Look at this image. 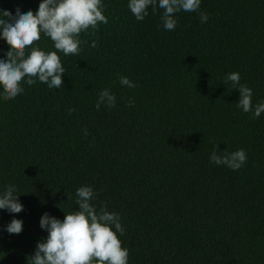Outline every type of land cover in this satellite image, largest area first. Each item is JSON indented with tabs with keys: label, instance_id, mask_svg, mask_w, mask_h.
Masks as SVG:
<instances>
[{
	"label": "trees",
	"instance_id": "obj_1",
	"mask_svg": "<svg viewBox=\"0 0 264 264\" xmlns=\"http://www.w3.org/2000/svg\"><path fill=\"white\" fill-rule=\"evenodd\" d=\"M38 3L0 0V9L35 13ZM102 3L107 23L79 34L77 55L57 52L60 89L21 81L23 93L0 99V189L15 185L23 205L0 210V264H26L47 235L40 216L77 210L81 185L97 209L119 214L127 264H264V112H242L223 83L238 72L252 102L264 100V0H201L207 21L181 11L172 31L159 10L136 21L127 0ZM33 43L56 51L42 34ZM7 50L0 39V57ZM102 88L116 103L97 111ZM214 145L244 149L245 163H210ZM13 217L19 234L3 231Z\"/></svg>",
	"mask_w": 264,
	"mask_h": 264
},
{
	"label": "clouds",
	"instance_id": "obj_2",
	"mask_svg": "<svg viewBox=\"0 0 264 264\" xmlns=\"http://www.w3.org/2000/svg\"><path fill=\"white\" fill-rule=\"evenodd\" d=\"M201 0H127V9L136 21H143L149 14L159 10L160 25L166 31H172L177 24L176 14L195 12L200 23H205L208 14L200 10ZM102 0H39L35 13L31 9L13 12L0 9V39L8 50L0 57V99H13L24 92L21 84L31 86L37 81L46 84L49 89H60L62 66L57 52L64 56L77 55L82 41L79 34L89 28L95 32L98 24L107 23L103 15ZM41 34L52 42L56 51H45L33 42ZM90 47H96L93 40ZM223 83L238 91L235 106L242 112H251L253 119L264 112V100L252 102V89L240 83L238 72H229ZM122 87L132 88L134 82L127 76H119ZM115 95L108 88H102L97 94L94 108L99 111L103 105L111 108L115 105ZM131 97L126 106H132ZM72 109H68L70 114ZM87 135V131H84ZM217 145L209 153V162L223 165L233 171L246 161V152L237 148L232 152L220 151ZM15 185H5L0 189V210L19 213L23 205L17 199ZM75 205L78 209L64 212L63 219L43 213L38 221L46 237L38 240L33 253L26 256V264H127L128 249L121 246L117 234L122 236L124 228L120 216L109 212L103 205L97 209L91 201L95 198L93 188L81 185L75 189ZM22 221L13 217L3 231L19 234Z\"/></svg>",
	"mask_w": 264,
	"mask_h": 264
}]
</instances>
